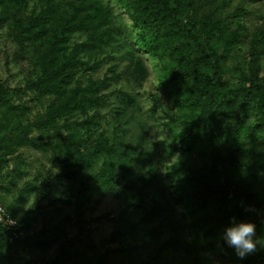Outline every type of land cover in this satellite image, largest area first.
Wrapping results in <instances>:
<instances>
[{"label":"rangeland","instance_id":"374dc122","mask_svg":"<svg viewBox=\"0 0 264 264\" xmlns=\"http://www.w3.org/2000/svg\"><path fill=\"white\" fill-rule=\"evenodd\" d=\"M73 1L56 0L57 10H68ZM98 1L108 18L101 30H108L110 38L80 51L75 85L107 79L108 104L65 114L58 121L65 129H57V139H49L54 128H32L29 137L46 146L19 148L7 165L0 161V202L7 210L4 218L14 221L10 227L0 224L11 229L5 236L11 248L3 252L8 256L4 263L23 264L27 258L31 264H46L56 254L60 241L77 236L80 244L74 248L78 256L74 264H95L99 259L101 264H198L196 258L207 263L220 256L240 259L223 239L224 230L233 222L226 210L210 202L208 207L191 212L184 202H177L183 187L191 183L187 172H207L211 154L223 151L227 143L206 140L186 154L172 152L178 129L168 125L165 112L198 117L200 110L187 108L181 95L161 84L170 59L147 48L133 23L134 10L129 1ZM41 3L43 0H29L28 9L38 11ZM236 7L246 13L235 12ZM1 11L0 5V16ZM222 15L230 28L242 33V42L234 50L226 74L230 82L236 83L233 67L245 68L248 42L264 29V0H230ZM4 22H0V83L12 95L11 102L21 106L17 111L0 106V132L8 133L16 124L37 121L56 99L37 96L25 88L27 76L35 72L36 46H29L23 58L15 57L16 48ZM87 37V32L75 33L68 49ZM116 91L131 94L135 102L126 104ZM149 92L157 95L160 106L152 103ZM94 111L98 118L90 128L92 133L79 128L77 124ZM252 114L236 144L248 159L263 162L264 131L256 128L253 133L259 119ZM211 121L204 122L209 125ZM102 132L113 151L90 159L69 179L58 178L67 146L81 153L90 137L94 139ZM218 170L220 176L226 173L223 168ZM259 172L261 177L253 180L252 188L260 199L264 197V167L239 175L243 178ZM83 191L87 197L81 203L78 195ZM43 193L50 201L46 214L21 225L27 209ZM211 215L213 218L205 223L200 218ZM42 216L47 219L44 231ZM201 223L204 229L199 230ZM31 235L34 242L30 245L25 239ZM254 239L264 240V228L255 232Z\"/></svg>","mask_w":264,"mask_h":264},{"label":"trees","instance_id":"16d2710c","mask_svg":"<svg viewBox=\"0 0 264 264\" xmlns=\"http://www.w3.org/2000/svg\"><path fill=\"white\" fill-rule=\"evenodd\" d=\"M128 1L134 10L133 23L141 38L146 40L147 48L152 53L160 51L170 59L168 72L162 76L161 84L181 95V101L187 108L200 110L198 117L165 112L168 125L178 129L172 152L186 154L206 140H224L227 143L223 151L211 154L207 172H187L191 183L183 187L177 202H184L191 212L215 202L233 221L252 223L255 232L264 228V197L257 198L252 188L253 180L260 178L261 173H250L243 178L239 175L256 169L262 171L264 160L248 159L236 144L251 113L259 119L252 128L253 133L256 128L264 131V29L248 42L244 52L245 68L233 67L234 83L227 79L226 74L230 60L235 57L233 52L242 42V33L237 28H230L222 15L230 0ZM28 4L29 0H0V22L7 21L4 23L16 48L15 57L23 58L29 46H36L35 72L27 76L25 88L37 96H54L56 100L37 121L16 124L8 133L0 132V161L3 165L8 164V158L19 148L42 149L46 146L47 143L38 144L29 137L32 128H54L49 139H57V129H65L64 124H58L65 114L99 109L108 104L105 92L109 86L107 79L98 82L88 80L84 86L75 85L80 51L95 46V42L106 43L110 38L108 30H101L108 23L101 3L98 0H75L70 2L68 10L60 11L56 0H43L38 11L28 9ZM236 11L246 13L241 7H236ZM77 32H87L86 41L68 49L72 36ZM116 94L126 104L135 102L129 93L116 91ZM148 97L154 105L160 106L157 95L149 92ZM11 98L7 88L0 83V106L4 105L11 111L20 110L21 106L14 105ZM97 118L94 111L77 126L92 133L90 128L97 124ZM208 119L212 120L209 125L204 122ZM90 140L81 153L67 146L58 178L69 179L74 170L90 159L101 154L109 155L114 149L108 145L104 132L94 139L90 137ZM217 166L226 173L220 176ZM46 195L39 194L32 202L19 222L21 225L35 221L38 214H46L50 205ZM86 197L87 193L83 191L78 195L79 202L82 203ZM200 218L205 223L213 215ZM41 221V230L44 231L47 219L42 216ZM204 223L199 225V230L204 229ZM10 231L0 225V264H5L8 258L3 252L11 248L5 239ZM25 240L31 245L34 237L31 235ZM79 244L78 236L74 240L60 241L56 254L46 264H74L78 257L74 248ZM196 260L198 264H264V245L258 244L254 251L234 261L225 256L207 263H202L200 258ZM23 264L31 262L26 258ZM95 264H101V260Z\"/></svg>","mask_w":264,"mask_h":264},{"label":"clouds","instance_id":"9594fccd","mask_svg":"<svg viewBox=\"0 0 264 264\" xmlns=\"http://www.w3.org/2000/svg\"><path fill=\"white\" fill-rule=\"evenodd\" d=\"M254 237L255 225L247 222L233 221L223 233L225 243L234 248L241 258L254 251L258 244L264 245V240L254 239Z\"/></svg>","mask_w":264,"mask_h":264},{"label":"built area","instance_id":"2783aa9c","mask_svg":"<svg viewBox=\"0 0 264 264\" xmlns=\"http://www.w3.org/2000/svg\"><path fill=\"white\" fill-rule=\"evenodd\" d=\"M0 224L5 225V226H12L14 224V221L11 219H5L4 218V208L0 204Z\"/></svg>","mask_w":264,"mask_h":264}]
</instances>
